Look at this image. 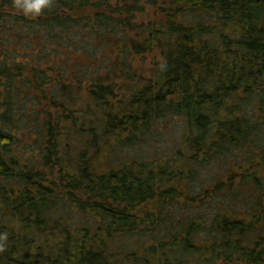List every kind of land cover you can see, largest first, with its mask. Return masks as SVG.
<instances>
[{"label":"trees","instance_id":"trees-1","mask_svg":"<svg viewBox=\"0 0 264 264\" xmlns=\"http://www.w3.org/2000/svg\"><path fill=\"white\" fill-rule=\"evenodd\" d=\"M148 1L0 0V264H264V0Z\"/></svg>","mask_w":264,"mask_h":264},{"label":"clouds","instance_id":"clouds-1","mask_svg":"<svg viewBox=\"0 0 264 264\" xmlns=\"http://www.w3.org/2000/svg\"><path fill=\"white\" fill-rule=\"evenodd\" d=\"M51 3L52 0H14L15 6L21 9L25 15H37ZM5 237L6 234H0V240H3Z\"/></svg>","mask_w":264,"mask_h":264},{"label":"rangeland","instance_id":"rangeland-1","mask_svg":"<svg viewBox=\"0 0 264 264\" xmlns=\"http://www.w3.org/2000/svg\"><path fill=\"white\" fill-rule=\"evenodd\" d=\"M110 2H111V4H114V0H110ZM159 3H160V1H159ZM141 5L144 8L143 9L144 13L143 14L139 13L140 18L141 17H146V14L151 13L153 10L157 9V8H155L156 6L153 5L148 0H141ZM2 7L3 8L5 7V9H7V7H8L7 3L3 4ZM2 7H0V10H2ZM151 57H152L151 54H148V55H145V56H137V57L134 58L133 63H134V65H138V66L139 65H143V67L147 68L150 65L151 61H152Z\"/></svg>","mask_w":264,"mask_h":264}]
</instances>
